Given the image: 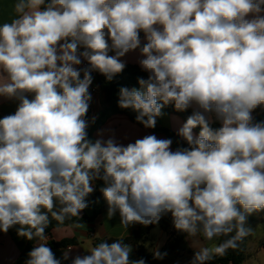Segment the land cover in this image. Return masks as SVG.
<instances>
[{"label":"clouds","instance_id":"1","mask_svg":"<svg viewBox=\"0 0 264 264\" xmlns=\"http://www.w3.org/2000/svg\"><path fill=\"white\" fill-rule=\"evenodd\" d=\"M14 12L0 24V98L18 102L0 118V232L46 239L49 214L79 216L102 180L107 216L119 213L126 230L171 214L189 237H229L190 264L238 249L248 217L264 211V121L252 116L264 105V0H16ZM136 50L148 77L121 87L118 106L145 128L165 105L192 109L177 129L188 147L154 134L127 145L88 138L92 73L111 81ZM71 251L58 259L37 243L24 264H145L122 239Z\"/></svg>","mask_w":264,"mask_h":264},{"label":"crops","instance_id":"2","mask_svg":"<svg viewBox=\"0 0 264 264\" xmlns=\"http://www.w3.org/2000/svg\"><path fill=\"white\" fill-rule=\"evenodd\" d=\"M16 0H0V24L4 22H10L15 17L14 4ZM141 46L146 43L144 33L140 37ZM82 52V51H81ZM113 54V53H111ZM110 54V55H111ZM139 50L129 52L125 57L121 59L125 64H133L140 67L138 60L140 59ZM86 60H83L85 62ZM82 62V63H83ZM87 62V61H86ZM80 67H83L82 64ZM93 83L90 86V93L92 95V100L90 103L89 113H90V123L87 129L90 132L88 136L89 139L95 140L98 137V133H102L103 138L107 139L110 136L114 137L118 143L127 145L128 143L135 142L136 139L143 138L145 135L154 134L160 139H168L164 133H157L150 128H145L143 125L133 123L124 114H109L101 124L97 125L99 117L108 108L105 101L104 92L97 86L96 82V72L92 73ZM97 86L96 90L93 89ZM136 88V87H132ZM18 102L15 100H7L0 98V118L6 115L14 114L17 108ZM131 110V109H130ZM135 115L136 112L131 110ZM163 115L157 118V125L161 128L169 129L177 133V129L184 123V121L177 115L167 114L162 109ZM264 114V105L261 106V110L257 112L256 116H261ZM93 118L95 122L93 123ZM195 135H198L193 130ZM171 149L175 151L174 147L171 145ZM105 185L103 181L94 182V191L103 188ZM93 191V192H94ZM107 205L106 200L103 198L100 202L88 206L85 208L79 216L82 214L92 215L94 211L100 209L102 206ZM254 217L258 220L252 221ZM261 227V233L254 235L255 222ZM248 226L252 228V234L248 237L246 245V257L243 264H262L258 255L264 254V217L258 212V214H252L247 220ZM17 227L9 229L6 233L0 232V264H12L20 255L22 247L20 245V240L23 238L17 234ZM138 227V224L131 225L126 230L123 225L120 224L119 213L113 216L111 219L107 216V210L103 211L97 216V218L89 223H73L65 226L55 228L51 234L46 236V239L41 240L38 243H46L50 241L59 242L65 239H77L78 243L76 245H70L72 251L70 252V258L76 255H87L88 251L94 247V242L97 239H123L131 234L133 230ZM158 229V230H157ZM178 236L180 239L172 240L167 230L161 228L157 223L151 229L149 234L140 242V246L150 255L153 256L155 249H158L161 253H166L162 259L161 264H190L193 257L194 251H198L202 247H212L217 245L218 238L212 241L204 240L202 235L187 236L185 233L178 231ZM131 245V244H130ZM49 246V245H48ZM132 246V252L130 255L131 260H137L136 247ZM65 248H51L55 253L56 258L60 259L62 257ZM250 262V263H249ZM62 263L71 264V260L62 261Z\"/></svg>","mask_w":264,"mask_h":264},{"label":"trees","instance_id":"3","mask_svg":"<svg viewBox=\"0 0 264 264\" xmlns=\"http://www.w3.org/2000/svg\"><path fill=\"white\" fill-rule=\"evenodd\" d=\"M143 35V32L140 33V37ZM81 51H84L83 48H80ZM111 54V53H110ZM148 73L141 69V67L133 64H126L125 69L120 74H117L111 81H108L106 77L99 72H96V82L99 86V88L104 92L105 95V101L108 105V108L105 112L101 114L99 117V120L97 122V125L101 124V122L106 118L109 114H124L126 115L133 123L140 124L136 121L135 117L136 115L130 110V109H122L118 106V93L119 89L121 87H136L139 88L138 79L144 78L147 79ZM167 114H174L179 116L184 122L187 120V118L192 114V109H188L186 111L180 112L175 110L174 105L168 104L165 105L162 108ZM261 110V106L257 107L253 112V120L254 122H261L264 121V114L261 116H256L255 114ZM86 119L90 123V113H87ZM142 125V124H140ZM219 124L215 123L213 127H218ZM154 132L157 133H164L168 139H171L173 141L172 146L175 150L178 148H186L188 147L187 143L182 140L177 133L161 128L156 124L155 128H150ZM194 131L199 134L200 129L196 128ZM91 131H88V136L90 135ZM101 180H97L95 182H100ZM103 194L101 192V189L94 191L89 196L86 197V201L88 203V206L94 205L98 202H100L103 199ZM108 209V205L102 206L100 209L93 212L92 215L82 214L81 216L77 217H71L65 219L62 223L55 220L51 217V214H49L50 223L48 227L46 228L45 236L51 234V232L58 227L73 224V223H89L94 221L99 214H101L103 211H106ZM264 217V211L260 212ZM158 224L161 226V228L167 230L168 228V222L164 219H160ZM154 227L153 225L143 226L141 224H138V227L131 232V234L122 240L125 243L131 244L136 247V253H137V260L143 258L145 260V264H161L162 259H154V257L150 254H148L141 246L140 242L145 239V237L149 234L151 229ZM231 235H234L232 233ZM249 237V236H248ZM248 237L244 239V241L240 244V247L236 250L229 249L227 254L224 256H216L211 261L208 262V264H243L245 257H246V245ZM229 237H219L218 243H221L223 240L228 239ZM180 239V236L177 237V240ZM113 240L117 239H97L94 242V246L99 244L100 242L108 241L112 242ZM41 240H27L26 238H22L20 240V245L22 247V251L19 255V257L12 263V264H24L26 259L28 258V253L32 250V248L40 242ZM78 243L77 239H65L59 242L50 241L48 242L49 247L51 248H65L70 245H76ZM264 247V242H263ZM164 253V252H163ZM66 264V263H62Z\"/></svg>","mask_w":264,"mask_h":264},{"label":"built area","instance_id":"4","mask_svg":"<svg viewBox=\"0 0 264 264\" xmlns=\"http://www.w3.org/2000/svg\"><path fill=\"white\" fill-rule=\"evenodd\" d=\"M81 51V50H79ZM82 66L83 67H87L88 66V62H83L82 63ZM98 86V85H97ZM97 86H94L93 89H97L96 87ZM162 219L166 220L168 222V228H167V233L169 235V237L172 239V240H176L177 237H178V231L174 228V225H173V222H172V217H171V214H167V215H164L162 216Z\"/></svg>","mask_w":264,"mask_h":264},{"label":"rangeland","instance_id":"5","mask_svg":"<svg viewBox=\"0 0 264 264\" xmlns=\"http://www.w3.org/2000/svg\"><path fill=\"white\" fill-rule=\"evenodd\" d=\"M255 214H258V213H255ZM255 220H258V218L257 217H254L253 219H252V221H255ZM255 228H254V235L256 236V235H258V234H260L261 233V227H260V225H258V222L256 221L255 222ZM158 230V229H157ZM258 257V259H259V261L262 263V264H264V254H261L260 256L258 255L257 256ZM250 263V262H249ZM180 264H184V262H180Z\"/></svg>","mask_w":264,"mask_h":264}]
</instances>
